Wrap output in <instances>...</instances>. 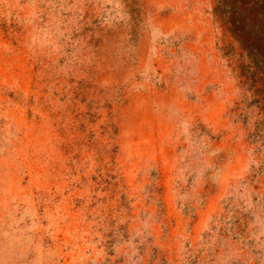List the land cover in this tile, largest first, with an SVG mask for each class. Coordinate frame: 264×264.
<instances>
[{
	"label": "rangeland",
	"instance_id": "374dc122",
	"mask_svg": "<svg viewBox=\"0 0 264 264\" xmlns=\"http://www.w3.org/2000/svg\"><path fill=\"white\" fill-rule=\"evenodd\" d=\"M218 3L0 0V264H264V47Z\"/></svg>",
	"mask_w": 264,
	"mask_h": 264
},
{
	"label": "trees",
	"instance_id": "16d2710c",
	"mask_svg": "<svg viewBox=\"0 0 264 264\" xmlns=\"http://www.w3.org/2000/svg\"><path fill=\"white\" fill-rule=\"evenodd\" d=\"M217 1H219L217 10L220 6L228 5L226 11H223L224 22L227 30L244 50L253 53V50L257 51L264 47V0H235L230 4L227 2V5L226 0ZM245 35L247 38L248 35H252L253 39L247 41ZM253 42L257 44L256 48H253Z\"/></svg>",
	"mask_w": 264,
	"mask_h": 264
}]
</instances>
